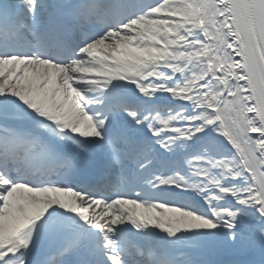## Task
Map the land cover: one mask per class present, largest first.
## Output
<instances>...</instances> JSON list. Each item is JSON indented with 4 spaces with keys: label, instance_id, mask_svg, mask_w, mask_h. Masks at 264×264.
<instances>
[{
    "label": "snow or ice",
    "instance_id": "obj_1",
    "mask_svg": "<svg viewBox=\"0 0 264 264\" xmlns=\"http://www.w3.org/2000/svg\"><path fill=\"white\" fill-rule=\"evenodd\" d=\"M0 264H264V0H0Z\"/></svg>",
    "mask_w": 264,
    "mask_h": 264
}]
</instances>
